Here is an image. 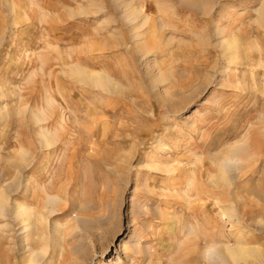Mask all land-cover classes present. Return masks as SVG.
I'll list each match as a JSON object with an SVG mask.
<instances>
[{
	"label": "rangeland",
	"instance_id": "rangeland-1",
	"mask_svg": "<svg viewBox=\"0 0 264 264\" xmlns=\"http://www.w3.org/2000/svg\"><path fill=\"white\" fill-rule=\"evenodd\" d=\"M0 264H264V0H0Z\"/></svg>",
	"mask_w": 264,
	"mask_h": 264
},
{
	"label": "bare ground",
	"instance_id": "bare-ground-1",
	"mask_svg": "<svg viewBox=\"0 0 264 264\" xmlns=\"http://www.w3.org/2000/svg\"><path fill=\"white\" fill-rule=\"evenodd\" d=\"M93 73V72H92ZM98 74V73H97ZM95 76V75H93ZM92 77V76H91ZM93 78V77H92ZM95 81H102L103 80V77L101 75H96V79H94ZM18 205V204H17ZM20 205V204H19ZM20 207V206H19ZM23 206L21 205L20 209H19V213H24L26 212V209H23L22 208ZM18 211V210H17ZM18 213V212H17ZM231 215V214H230ZM208 252V251H207ZM230 253L232 256L234 257H239V256H245L247 254H250V249L248 247H245V246H234V248H231L230 249Z\"/></svg>",
	"mask_w": 264,
	"mask_h": 264
}]
</instances>
